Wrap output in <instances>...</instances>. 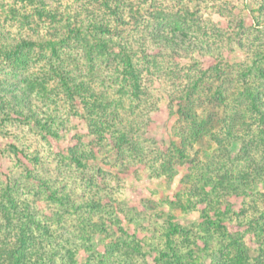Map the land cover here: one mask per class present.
<instances>
[{"label":"trees","instance_id":"16d2710c","mask_svg":"<svg viewBox=\"0 0 264 264\" xmlns=\"http://www.w3.org/2000/svg\"><path fill=\"white\" fill-rule=\"evenodd\" d=\"M10 1L0 10L2 120L48 141L66 133L70 118L79 119L92 139L86 145L74 138L54 155L53 170L37 154L28 156L25 146H9L23 158L16 173L5 180L0 174V264H150L146 246L151 264H206L205 258L209 264H264V52H250V64L236 66L241 75L227 74L220 62L204 69L185 41L200 16L190 17L189 9L161 15L157 0H85L63 11L52 0ZM202 46L201 57H214ZM187 58L189 64L179 63ZM159 63L176 86L166 92L175 120L163 149L143 136L156 109L146 82L158 78ZM233 71L242 82L241 110L230 106L235 96L225 89L236 81ZM216 103L223 107L221 120ZM204 138L215 144L213 152ZM108 150L156 178L172 180L186 166L183 188L166 203L197 211L196 231L168 216L156 247L119 227L124 205L105 196L103 170L89 163L98 155L105 163ZM98 234L113 235L101 253L91 245ZM246 237L258 245L254 256ZM81 251L89 254L83 262Z\"/></svg>","mask_w":264,"mask_h":264},{"label":"rangeland","instance_id":"374dc122","mask_svg":"<svg viewBox=\"0 0 264 264\" xmlns=\"http://www.w3.org/2000/svg\"><path fill=\"white\" fill-rule=\"evenodd\" d=\"M52 2L53 6L63 11L64 9L76 10L85 0H52ZM10 4V0H0V10L3 8L8 9ZM148 4H151V1L147 0ZM155 6V8L160 9L161 15L168 12L178 13L182 11L181 9L183 11L189 9V14L197 12L198 16H200V21L196 19H193V21L199 27L195 29V32L188 33L185 41L186 46L192 50L191 56L201 62L204 69L220 62L227 74L234 69L239 70V75H241L245 71L242 68L238 69L236 66L242 64L244 67L250 64V52H260L261 50L264 52V25L259 26V24H264V0H157ZM189 16L191 17V14ZM252 16H255L257 20L254 21ZM196 45H203L202 47L212 52L214 57H201L198 51L200 47ZM190 59H183L179 63L187 65L190 63ZM227 65L233 68L228 69L226 68ZM154 72L158 78H155L153 82H146V85L149 89L150 97L156 102V109H153L150 113L151 121L148 126L142 128L143 136L152 141L156 147L163 149L170 141V128L175 120L169 116L166 92L173 90L176 86L173 84V87L171 81H167V75L170 74V71L166 69L163 63H159V67ZM231 74L234 79L236 78V81L227 85L225 89L228 92V96L231 95V98L235 96L233 97L234 99H231L230 106L241 110L243 101L238 95L241 92L242 82L238 80V75H236L235 71ZM249 76L251 75H246V77ZM257 82L255 83L257 84ZM214 106L218 107L216 113L221 112V115L219 113L221 120L223 118V107H220L218 103ZM132 117L136 116L132 115ZM249 121L251 122L252 120ZM68 122L66 133L60 130L59 138L55 140L50 138L46 141L37 132L27 131L25 126L19 128L18 125H10L9 122L3 121L0 116V174L2 179L5 180L10 173H16V169L18 170L16 160L18 158L22 160L23 158L9 148L11 145H15L18 151L25 146L28 156L37 154L42 162L45 163V167L47 165L52 170L54 168V160H56L54 155L65 152V149L72 144L74 138L80 136L82 142L88 145L92 138L86 135L87 128L85 123L73 118H70ZM250 124L255 126L253 121ZM203 144L209 152L215 150V144L209 142L207 138H204ZM199 146V144H196L194 148L200 150ZM238 148L239 145L233 146L234 150H238ZM108 152L104 159L105 163H102L100 155L97 156V161H89V163L94 169L101 168L103 170V176L105 177L103 179L108 188H105L108 190L105 196L112 199L113 202L124 205V214L117 213L120 220L119 227L124 228L131 234L136 232L138 238H143V240L148 242L146 243L148 246L152 244L156 247L162 246L161 237L165 231L166 221H169L168 216H173V221L191 229L193 233L196 231L193 226L201 222L197 211L183 213L180 210L169 208L166 203L167 200H173L174 193L178 189L183 188L181 179L186 173V166L178 167V173L172 180L165 177L156 178L150 176L143 165H136L135 163H127L130 164L127 165L122 160H116L114 153L109 150ZM23 162L28 164L26 159H23ZM262 190L264 191V189ZM231 200L236 205H241V199L231 198ZM38 206L43 211H47L45 204L38 203ZM113 206L110 208H113ZM202 207L198 206L199 209ZM120 208L122 209V207ZM82 209L84 212L86 211L85 207H82ZM126 212L130 213L127 214ZM234 223L227 224L230 232L234 230ZM136 228H138L137 231L135 230ZM115 234L119 236L120 233L115 231ZM82 236L83 234L80 233L79 237ZM112 236L109 235L106 238L98 234L91 245L101 253L103 245L113 240ZM245 241L251 249L252 256H254V251L258 247L257 243L253 237H246ZM192 242L191 244H193ZM144 251L148 254L146 260L151 264L153 252L151 251L150 255L147 246ZM197 254L196 252V256ZM88 256V253L81 251L77 259L79 262H83ZM203 260L206 264L210 263L209 258ZM92 262L93 264L95 263L94 260Z\"/></svg>","mask_w":264,"mask_h":264}]
</instances>
